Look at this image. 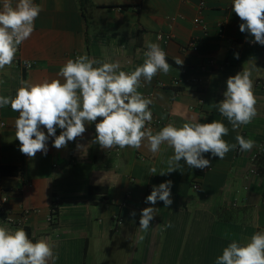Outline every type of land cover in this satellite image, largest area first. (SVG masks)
I'll return each mask as SVG.
<instances>
[{"label":"crops","instance_id":"1","mask_svg":"<svg viewBox=\"0 0 264 264\" xmlns=\"http://www.w3.org/2000/svg\"><path fill=\"white\" fill-rule=\"evenodd\" d=\"M38 5L42 11L34 32L18 48L13 64L0 69V95L15 96L21 79H62L57 76L60 67L79 55L119 62L120 70L133 71L143 63L146 44L158 43L173 69L158 73L150 84L142 81L138 89L154 94L149 107L163 121L154 132L192 118L218 120L229 129L223 137L229 144H236L239 134L255 146L242 152L237 144L222 160L204 153L211 161L204 169L189 168L182 159V169L160 175L174 154L171 147L162 144L152 153L144 141L138 150L102 149L93 142L98 118L66 147H53L50 136L47 154L29 158L19 151L15 136L18 113L10 105L0 107L5 123L0 126V166L19 168L17 174L0 172V226L24 228L33 242L47 238L58 254L55 264H215L233 240L246 243L264 231V87L257 84L264 78V45L240 31L243 21L232 11V0H90L84 7L80 0H38ZM198 16L207 29L195 22ZM219 22L224 23L222 31ZM160 34L169 36L168 43ZM192 40L196 46L186 49ZM19 58L36 64L24 70L16 63ZM174 58L182 59V65ZM210 60L214 66L202 69ZM243 69L252 73L257 115L233 130L211 105L224 99L228 77ZM41 130L47 135L43 126ZM61 131L57 127L56 135ZM257 156L262 157V172L255 168ZM153 167L155 174L149 171ZM169 180L173 203L168 208L159 200L146 203L153 186ZM4 195L8 200L2 204ZM54 201L57 214L50 221ZM146 207L159 210L145 233L139 220ZM25 208L38 211L26 216L24 226L5 221L7 215L20 217ZM169 222L172 227L165 228Z\"/></svg>","mask_w":264,"mask_h":264},{"label":"clouds","instance_id":"2","mask_svg":"<svg viewBox=\"0 0 264 264\" xmlns=\"http://www.w3.org/2000/svg\"><path fill=\"white\" fill-rule=\"evenodd\" d=\"M41 11L42 7L33 0H15V3L3 0L0 69L13 64L18 46L34 32ZM232 11L243 21L240 31H247L254 42L264 45V0H232ZM166 55L158 43L148 42L143 63L133 71L120 70L119 62H102L85 54L68 59L60 67L57 76L62 79H44L38 83L21 79L15 96L0 95V107L10 105L11 110L18 113L15 136L20 142L19 151L29 158H34L38 152L46 155L50 136L54 137L53 147H66L68 142L83 135L86 123L96 122L98 118L101 119L95 123L93 142L102 149L130 147L138 150L144 141L152 153L159 152L162 144L171 147L174 154L167 160V171H161L160 175L182 169V159L189 168H209L211 161L204 158V153L222 160L237 144L240 151H250L255 146L254 140L238 134L237 143L229 144L223 139L229 129L218 120L200 123L192 118L179 127L169 123L156 132L146 126L153 119L149 107L153 101L138 89L143 86L142 81L150 84L158 73L167 75L173 69ZM174 61L177 65L183 63L180 58ZM251 75V70L243 69L228 77L224 99L211 105L227 118L233 130L250 124L257 115ZM41 126L47 130V135ZM57 127L62 130L58 136ZM149 171L155 174L157 170L153 167ZM171 185L169 180L153 186L146 203L155 205L159 200L168 208L173 203ZM158 210L142 209L141 232L148 231ZM168 227H172L170 222L165 226ZM227 236L225 233V238ZM139 239L142 241L144 236ZM54 248L47 238L33 242L24 228L13 231L0 226V264H49L50 261L55 264L58 254ZM215 264H264V231L255 232L246 243L233 240L223 248L222 255L216 257Z\"/></svg>","mask_w":264,"mask_h":264},{"label":"built area","instance_id":"3","mask_svg":"<svg viewBox=\"0 0 264 264\" xmlns=\"http://www.w3.org/2000/svg\"><path fill=\"white\" fill-rule=\"evenodd\" d=\"M33 2L34 3H36V4H38V0H33ZM195 22L197 23V24H199V25H201L202 27H204L205 29H207V25H206V22L204 21V19L201 17V16H198L196 19H195ZM218 26H219V28L221 29V31H222V29H223V27H224V23L223 22H219L218 23ZM159 37L161 38V39H163L164 40V42L165 43H168V41H169V36H164V35H162V34H160L159 35ZM251 43H254V42H251ZM22 46V44L21 45H19L18 46V48H20ZM196 46V41L195 40H192V41H190L187 45H186V49L187 48H189V47H195ZM165 52H166V54H167V51H166V49H164V48H162ZM145 51H146V49H145ZM166 58H167V55H166ZM16 63H17V65H19L22 69H24V70H30L31 68H33L34 66H35V64H36V62L35 61H33V60H28V59H24V58H19V59H17L16 60ZM214 64H215V60H210L207 64H203L202 65V69H207L209 66H210V68L212 67V66H214ZM175 84H178V82L176 81V82H174ZM257 84L260 86V87H264V78H262V79H260V80H258V82H257ZM160 85L161 86H164L165 84H163V83H160ZM146 98H150L151 100L153 99V97H154V94L152 93V92H149V93H146V94H143ZM5 123L3 122V121H0V126H3ZM161 125H163V121L160 119V118H158V117H156V116H154L153 115V119H152V121H151V123L150 124H147L146 126L147 127H151V128H154V127H157V126H161ZM193 188L194 189H196V190H198L199 188H200V185L198 184V183H194L193 184ZM8 200V196L7 195H4V196H2V198H1V203L2 204H4L6 201ZM33 211H38V210H36V209H32V208H25L23 211H22V213H21V215H20V217H18V218H15V217H13L12 215H7L6 217H5V221L7 222V223H9V224H14V225H17V226H24V222H25V219H26V216L30 213V212H33ZM53 210H51V214L49 215V220L50 221H52L53 220V218H54V215H53Z\"/></svg>","mask_w":264,"mask_h":264},{"label":"trees","instance_id":"4","mask_svg":"<svg viewBox=\"0 0 264 264\" xmlns=\"http://www.w3.org/2000/svg\"><path fill=\"white\" fill-rule=\"evenodd\" d=\"M90 0H80V3L82 5V7H84ZM260 159H262V157L257 156L255 159V168L258 172H262L260 171ZM0 172L2 174H17L19 172V168L16 166H9V165H1L0 166ZM51 210H53V215L57 214V207H56V202H52L50 205ZM54 219V218H53ZM53 221V220H52Z\"/></svg>","mask_w":264,"mask_h":264}]
</instances>
